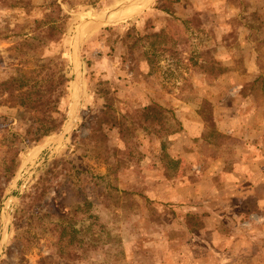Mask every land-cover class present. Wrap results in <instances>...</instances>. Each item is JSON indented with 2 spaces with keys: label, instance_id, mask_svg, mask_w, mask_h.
I'll use <instances>...</instances> for the list:
<instances>
[{
  "label": "rangeland",
  "instance_id": "374dc122",
  "mask_svg": "<svg viewBox=\"0 0 264 264\" xmlns=\"http://www.w3.org/2000/svg\"><path fill=\"white\" fill-rule=\"evenodd\" d=\"M130 1L0 0V264H264L250 180L237 175L234 217L212 188L245 146L219 121L243 113L248 141L264 138V0H147L88 25L73 128L34 152L67 123L77 29ZM59 74L65 122L35 141L3 82L28 91ZM146 106L167 121L136 119Z\"/></svg>",
  "mask_w": 264,
  "mask_h": 264
},
{
  "label": "crops",
  "instance_id": "0c3cea01",
  "mask_svg": "<svg viewBox=\"0 0 264 264\" xmlns=\"http://www.w3.org/2000/svg\"><path fill=\"white\" fill-rule=\"evenodd\" d=\"M243 114V113H242ZM239 117L231 122H228V118H224L223 120L217 123L218 131L220 133H224L225 135L230 134L232 136L240 137L241 145L244 143L243 150L240 151L239 156L235 157V160L231 164V168L223 169L224 163H221V177L224 183L223 186L212 185L213 190L216 193L221 190L223 195H225L227 201L229 202L230 214L229 216H238L240 215L241 208L239 206L244 205L243 202L239 201L238 195L241 192L242 184L239 179H237V175L239 173H245V180H250L251 182V192L249 200L245 203L246 206L253 205L255 211H258L264 208V138L260 137L256 131L255 140L248 141L249 136L247 135V120L249 119L247 116ZM227 120V121H226ZM233 120V119H232ZM259 121H256L254 126H258ZM241 132V134H240ZM262 140V141H261ZM222 162V160H221ZM230 164L229 161H227ZM262 177V178H261ZM247 178V179H246ZM255 181V182H254ZM262 185L261 189L257 190V187ZM238 190V191H237ZM260 190V191H259ZM224 212L221 214H217L220 219L229 218L222 216Z\"/></svg>",
  "mask_w": 264,
  "mask_h": 264
},
{
  "label": "trees",
  "instance_id": "16d2710c",
  "mask_svg": "<svg viewBox=\"0 0 264 264\" xmlns=\"http://www.w3.org/2000/svg\"><path fill=\"white\" fill-rule=\"evenodd\" d=\"M69 79L59 74L56 80H50L49 86L37 85L33 89L23 90L22 83L9 85L8 82H3L5 90L9 94V102L13 106L27 109L34 115V121L37 123V137L35 141H43L51 134L58 132L63 126L66 116L58 110V104L63 90L57 87H66ZM58 112L59 116H54ZM136 119L157 122L164 124L167 121L165 109L161 106H146L135 114ZM123 124H121L122 127ZM122 136L123 129L120 128Z\"/></svg>",
  "mask_w": 264,
  "mask_h": 264
},
{
  "label": "water",
  "instance_id": "95a60500",
  "mask_svg": "<svg viewBox=\"0 0 264 264\" xmlns=\"http://www.w3.org/2000/svg\"><path fill=\"white\" fill-rule=\"evenodd\" d=\"M147 0H132L126 4L120 5L118 7H116L115 9H113L110 12H107L106 14L99 16L97 18H88L86 20H84L82 22V24L79 26V28L76 31L75 34V38H74V44H73V54H74V62H75V72H74V79H73V83H74V88L76 87V92L73 96L72 99V105H71V110H70V114L67 120V123L65 125V127L62 129V131L55 137L51 138L50 140H48L47 142H45L38 150L34 151V152H38V151H42V150H46V151H51L54 148L57 147V145H59L60 143H62L66 136L70 133L71 129L73 128V125L75 123V119H76V114H77V109H78V105L80 102V93H81V60L79 58V54H78V48H79V43H78V39L79 36L81 35L83 29L85 27H87L88 25L91 24H98L101 23L103 21H109L110 18L113 15H117V14H122L125 10L129 9L130 7L134 6V5H138V4H142L145 3ZM33 156V154H32ZM30 155V157H32ZM44 161V158H42L41 162ZM7 218H9V215L7 216ZM5 227V224H3L2 226V230Z\"/></svg>",
  "mask_w": 264,
  "mask_h": 264
},
{
  "label": "bare ground",
  "instance_id": "6f19581e",
  "mask_svg": "<svg viewBox=\"0 0 264 264\" xmlns=\"http://www.w3.org/2000/svg\"><path fill=\"white\" fill-rule=\"evenodd\" d=\"M139 7H140V6H139ZM131 8H134V7H131ZM128 10H129V9H128ZM135 11H138V9H135ZM124 14H126V12H124ZM124 14H122L121 17H122ZM133 14H134V13H133ZM129 15H130V13H129ZM116 16H117V15H115L114 18H116ZM127 16H128V15H127Z\"/></svg>",
  "mask_w": 264,
  "mask_h": 264
}]
</instances>
